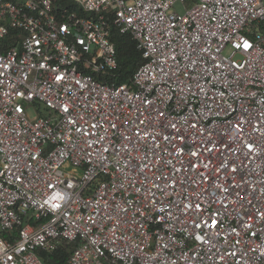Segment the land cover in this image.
Returning a JSON list of instances; mask_svg holds the SVG:
<instances>
[{"label": "built area", "instance_id": "obj_1", "mask_svg": "<svg viewBox=\"0 0 264 264\" xmlns=\"http://www.w3.org/2000/svg\"><path fill=\"white\" fill-rule=\"evenodd\" d=\"M68 1L0 0V264H264V0Z\"/></svg>", "mask_w": 264, "mask_h": 264}, {"label": "trees", "instance_id": "obj_2", "mask_svg": "<svg viewBox=\"0 0 264 264\" xmlns=\"http://www.w3.org/2000/svg\"><path fill=\"white\" fill-rule=\"evenodd\" d=\"M59 6L69 5L68 0H54ZM110 21V40L113 42L116 50L117 69L111 76V79L117 83H128L134 71L142 64L143 58L141 50L136 41L129 33L120 32L115 26L111 17ZM75 243L62 241L57 248L51 252L37 250L38 255L48 264H66Z\"/></svg>", "mask_w": 264, "mask_h": 264}, {"label": "rangeland", "instance_id": "obj_3", "mask_svg": "<svg viewBox=\"0 0 264 264\" xmlns=\"http://www.w3.org/2000/svg\"><path fill=\"white\" fill-rule=\"evenodd\" d=\"M225 54L228 53V49L225 50ZM25 113L29 119H35L38 116L47 115V109L37 102H22Z\"/></svg>", "mask_w": 264, "mask_h": 264}, {"label": "snow or ice", "instance_id": "obj_4", "mask_svg": "<svg viewBox=\"0 0 264 264\" xmlns=\"http://www.w3.org/2000/svg\"><path fill=\"white\" fill-rule=\"evenodd\" d=\"M245 47H247V45H245ZM57 79H61V77L58 76ZM51 199L55 200V199H57V196H52ZM54 207H55V205H54ZM216 225H217V222L215 220H213L212 221V226L215 227ZM196 226L199 227V224H197Z\"/></svg>", "mask_w": 264, "mask_h": 264}]
</instances>
